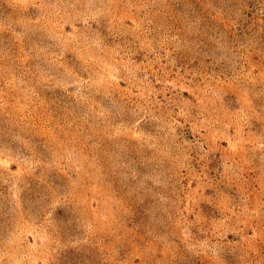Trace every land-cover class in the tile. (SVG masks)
I'll return each mask as SVG.
<instances>
[{
	"label": "rangeland",
	"instance_id": "1",
	"mask_svg": "<svg viewBox=\"0 0 264 264\" xmlns=\"http://www.w3.org/2000/svg\"><path fill=\"white\" fill-rule=\"evenodd\" d=\"M0 264H264V0H0Z\"/></svg>",
	"mask_w": 264,
	"mask_h": 264
}]
</instances>
